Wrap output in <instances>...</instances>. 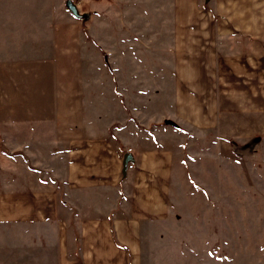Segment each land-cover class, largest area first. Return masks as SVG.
Instances as JSON below:
<instances>
[{"label": "crops", "instance_id": "obj_1", "mask_svg": "<svg viewBox=\"0 0 264 264\" xmlns=\"http://www.w3.org/2000/svg\"><path fill=\"white\" fill-rule=\"evenodd\" d=\"M113 1L20 31L42 86L0 127V264H143L194 138L264 114V0Z\"/></svg>", "mask_w": 264, "mask_h": 264}, {"label": "rangeland", "instance_id": "obj_2", "mask_svg": "<svg viewBox=\"0 0 264 264\" xmlns=\"http://www.w3.org/2000/svg\"><path fill=\"white\" fill-rule=\"evenodd\" d=\"M73 2L84 11L93 8L86 0ZM95 2L94 8L101 9V1ZM117 5V0L111 3V7ZM64 8L70 11L65 0H0V127L6 128L8 120L21 121L23 112L19 110L42 86L40 65L27 64L39 56V50L20 47L23 42L18 41H29L32 36L21 34L22 30H38L39 21L48 27L70 24L59 18ZM95 35L102 43V35ZM82 36L103 53L86 31ZM9 40L15 42V48ZM103 56L110 67L106 54ZM7 103L14 110L20 105L19 110L7 112ZM239 120L238 127L220 128L205 139L194 138L193 153L185 155L188 159L181 162L180 169H174L172 212L155 225L143 264H264V114L256 113L251 120L244 114ZM17 173L19 176L11 178L26 175L22 169ZM7 178L1 169L0 181ZM3 225L0 249L5 248L8 233Z\"/></svg>", "mask_w": 264, "mask_h": 264}, {"label": "water", "instance_id": "obj_3", "mask_svg": "<svg viewBox=\"0 0 264 264\" xmlns=\"http://www.w3.org/2000/svg\"><path fill=\"white\" fill-rule=\"evenodd\" d=\"M65 5L71 11V13L76 17L82 18V17L88 16L87 11L80 12L78 10V7L73 2V0H65ZM131 160H133L132 154L129 151H125L122 157V173L123 174L126 173L128 162Z\"/></svg>", "mask_w": 264, "mask_h": 264}]
</instances>
